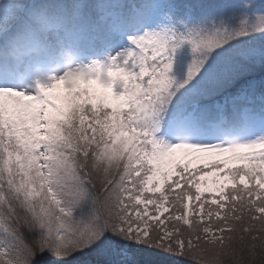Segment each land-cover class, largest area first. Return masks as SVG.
Listing matches in <instances>:
<instances>
[{
  "label": "snow or ice",
  "instance_id": "obj_1",
  "mask_svg": "<svg viewBox=\"0 0 264 264\" xmlns=\"http://www.w3.org/2000/svg\"><path fill=\"white\" fill-rule=\"evenodd\" d=\"M264 264V0H0V264Z\"/></svg>",
  "mask_w": 264,
  "mask_h": 264
},
{
  "label": "rangeland",
  "instance_id": "obj_2",
  "mask_svg": "<svg viewBox=\"0 0 264 264\" xmlns=\"http://www.w3.org/2000/svg\"><path fill=\"white\" fill-rule=\"evenodd\" d=\"M94 258L92 253H73L64 259H60L57 264H89Z\"/></svg>",
  "mask_w": 264,
  "mask_h": 264
},
{
  "label": "trees",
  "instance_id": "obj_3",
  "mask_svg": "<svg viewBox=\"0 0 264 264\" xmlns=\"http://www.w3.org/2000/svg\"><path fill=\"white\" fill-rule=\"evenodd\" d=\"M139 259L142 261V264H158L160 260L165 259L161 254L158 253H148L144 252ZM48 264H57L60 260H53L51 257H46Z\"/></svg>",
  "mask_w": 264,
  "mask_h": 264
}]
</instances>
